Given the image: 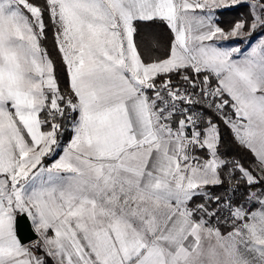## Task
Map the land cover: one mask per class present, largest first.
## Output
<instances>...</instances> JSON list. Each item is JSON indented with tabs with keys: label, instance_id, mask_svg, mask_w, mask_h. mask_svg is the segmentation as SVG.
<instances>
[{
	"label": "snow or ice",
	"instance_id": "1",
	"mask_svg": "<svg viewBox=\"0 0 264 264\" xmlns=\"http://www.w3.org/2000/svg\"><path fill=\"white\" fill-rule=\"evenodd\" d=\"M0 264H264V0H0Z\"/></svg>",
	"mask_w": 264,
	"mask_h": 264
},
{
	"label": "trees",
	"instance_id": "2",
	"mask_svg": "<svg viewBox=\"0 0 264 264\" xmlns=\"http://www.w3.org/2000/svg\"><path fill=\"white\" fill-rule=\"evenodd\" d=\"M241 12L240 9L233 10L231 12H227L224 14L223 17H221V24L222 26H227L232 21L239 18ZM170 32L168 29L162 25H152V26H146L142 29L141 32V41L144 44L145 47L149 46L150 43L154 39H158L162 44L166 45L170 39ZM45 47L48 48L50 53L52 54L53 58L56 60L58 72L60 76L61 86L64 87L67 84V79L63 70V65L60 63V59L58 54L55 51L53 40L51 33H49L47 40L44 42ZM67 138V137H66ZM228 139L231 140V134L229 133ZM236 152L239 155H247L246 153L242 152L239 149H236ZM219 191V190H217Z\"/></svg>",
	"mask_w": 264,
	"mask_h": 264
},
{
	"label": "water",
	"instance_id": "3",
	"mask_svg": "<svg viewBox=\"0 0 264 264\" xmlns=\"http://www.w3.org/2000/svg\"><path fill=\"white\" fill-rule=\"evenodd\" d=\"M19 234L23 238L24 242H28L31 239H35V234L30 230L27 225L21 226Z\"/></svg>",
	"mask_w": 264,
	"mask_h": 264
},
{
	"label": "crops",
	"instance_id": "4",
	"mask_svg": "<svg viewBox=\"0 0 264 264\" xmlns=\"http://www.w3.org/2000/svg\"><path fill=\"white\" fill-rule=\"evenodd\" d=\"M240 12H241V14H242V13H245V12H246V9H244V8H240ZM252 39H253V40L255 39V35L253 36ZM245 47H247V45L242 46V50H243ZM46 162H47V161H46ZM29 242H30V241L25 242V243H29Z\"/></svg>",
	"mask_w": 264,
	"mask_h": 264
}]
</instances>
